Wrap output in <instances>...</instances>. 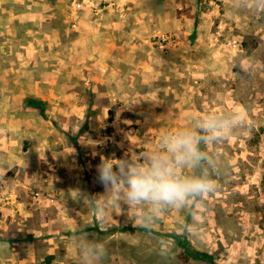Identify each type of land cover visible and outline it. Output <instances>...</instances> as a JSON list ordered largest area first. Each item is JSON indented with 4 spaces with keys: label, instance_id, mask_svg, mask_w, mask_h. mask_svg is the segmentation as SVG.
<instances>
[{
    "label": "rangeland",
    "instance_id": "obj_1",
    "mask_svg": "<svg viewBox=\"0 0 264 264\" xmlns=\"http://www.w3.org/2000/svg\"><path fill=\"white\" fill-rule=\"evenodd\" d=\"M234 103L249 123L214 147L218 189L194 227L187 210L146 229L138 210L79 200L103 193L102 157ZM78 237L104 244L101 264H264V12L250 0H0V264H79Z\"/></svg>",
    "mask_w": 264,
    "mask_h": 264
},
{
    "label": "clouds",
    "instance_id": "obj_2",
    "mask_svg": "<svg viewBox=\"0 0 264 264\" xmlns=\"http://www.w3.org/2000/svg\"><path fill=\"white\" fill-rule=\"evenodd\" d=\"M250 2L254 11L264 12V0ZM248 123L249 112L239 103L221 111L190 112L182 126L164 131L155 146L134 156L126 154L115 162L102 157L96 180L103 186V193L79 191V200L105 215L110 208L122 205L138 210L137 219L146 229L171 211L187 210L194 224L185 227L192 228L198 210L218 189L214 175L222 161L214 147ZM75 246L79 264H101L107 255L104 244L96 240L86 238L81 242L78 237Z\"/></svg>",
    "mask_w": 264,
    "mask_h": 264
}]
</instances>
